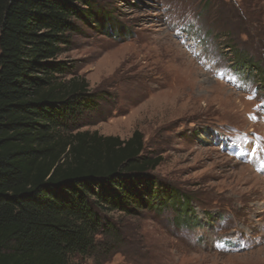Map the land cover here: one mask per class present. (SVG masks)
Here are the masks:
<instances>
[{
  "label": "rangeland",
  "instance_id": "374dc122",
  "mask_svg": "<svg viewBox=\"0 0 264 264\" xmlns=\"http://www.w3.org/2000/svg\"><path fill=\"white\" fill-rule=\"evenodd\" d=\"M93 1L59 56L94 103L78 129L138 130L162 158L151 175L191 209L179 219L181 204L159 210L154 196L106 207L118 236L97 234L71 262L264 264V0Z\"/></svg>",
  "mask_w": 264,
  "mask_h": 264
},
{
  "label": "trees",
  "instance_id": "16d2710c",
  "mask_svg": "<svg viewBox=\"0 0 264 264\" xmlns=\"http://www.w3.org/2000/svg\"><path fill=\"white\" fill-rule=\"evenodd\" d=\"M94 6L0 0V264H73L91 254L97 234L118 236L101 221L106 207L132 213L129 202L145 207L154 196L159 210L181 204L179 219L191 209L151 175L162 158L146 155L138 130L120 139L78 129L94 103L59 56L77 30L73 19H90Z\"/></svg>",
  "mask_w": 264,
  "mask_h": 264
},
{
  "label": "snow or ice",
  "instance_id": "6c2138e0",
  "mask_svg": "<svg viewBox=\"0 0 264 264\" xmlns=\"http://www.w3.org/2000/svg\"><path fill=\"white\" fill-rule=\"evenodd\" d=\"M253 153H255V149H253Z\"/></svg>",
  "mask_w": 264,
  "mask_h": 264
}]
</instances>
